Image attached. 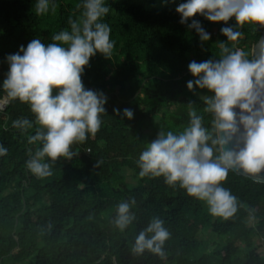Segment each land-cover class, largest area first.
<instances>
[{"label": "trees", "instance_id": "16d2710c", "mask_svg": "<svg viewBox=\"0 0 264 264\" xmlns=\"http://www.w3.org/2000/svg\"><path fill=\"white\" fill-rule=\"evenodd\" d=\"M157 1L104 0L109 13L103 22L111 28L113 54L109 58L97 52L81 76L86 90L107 98L102 125L95 137L89 134L85 142L73 145L79 154L71 160L61 157L53 163L46 158L52 163L51 177L37 178L26 166L42 147L28 143L38 127L30 107L13 101L0 111V146L7 149L0 156V264H264V184L230 171L222 186L247 208L240 207L225 221L211 216L204 202L179 185L170 186L163 177H140L137 163L161 131L188 126L190 102L210 128L211 116L203 112L206 105L199 95L208 89L187 87L197 79L189 64L218 61L221 42L232 49L222 28L240 31L243 37L236 47L247 53L264 26H240L235 17L213 22L200 14L181 24L177 8L187 0H165L163 8L145 5ZM37 2L0 0V98L6 95L8 56L23 55L21 46L26 49L34 39L46 47L54 43L53 35L70 27L69 18L80 15L83 9L76 5L84 0H53L56 11L40 16ZM193 21L210 34L208 41L188 26ZM124 109L133 112L132 119L124 116ZM19 118L32 121L33 128L12 127ZM132 198L137 219L121 232L112 220L117 205ZM152 217L163 219L171 233L165 259L132 252L136 236ZM248 218L254 219L251 227Z\"/></svg>", "mask_w": 264, "mask_h": 264}, {"label": "clouds", "instance_id": "9594fccd", "mask_svg": "<svg viewBox=\"0 0 264 264\" xmlns=\"http://www.w3.org/2000/svg\"><path fill=\"white\" fill-rule=\"evenodd\" d=\"M82 12L69 18V28L53 35L54 43L47 47L39 39L32 40L27 48L8 56L10 71L3 83L6 95L0 98V111L13 101L27 104L38 127L28 137L29 144H41L26 162L27 168L37 178L53 175L52 163L59 158L71 160L72 147L83 143L98 133L102 125L107 98L86 90L82 73L90 58L97 52L111 57L115 42L111 40V28L103 18L109 13L104 0H84L77 4ZM55 12L53 0H38L37 16ZM181 24L197 14L209 21L227 22L235 17L240 26L245 24L264 26V0H187L178 6ZM194 28L202 41H208L207 33L198 21L188 25ZM232 49L219 43L220 59L200 63L192 61L189 70L197 79L189 81L200 89H208L212 96H202L206 107L203 112L211 116L210 128L204 126V115L198 114L190 102L189 124L182 131H161L158 138L147 145L137 161L140 177H163L170 186L181 187L187 195L204 202L211 216L228 221L234 218L241 204L230 190L222 185L229 172L243 174L256 182H264V40L250 52L236 47L243 34L232 27L221 29ZM254 57V58H250ZM57 90L58 94L53 95ZM239 109V113L235 109ZM116 111L119 115V110ZM124 116L133 118L130 109ZM12 127L27 131L33 122L19 118ZM7 149L0 146V156ZM135 198L117 205L112 220L121 232L131 226L137 217ZM249 209V213L254 212ZM171 233L165 221L152 217L148 226L135 238L132 252L142 255L146 251L166 258L165 245Z\"/></svg>", "mask_w": 264, "mask_h": 264}, {"label": "rangeland", "instance_id": "374dc122", "mask_svg": "<svg viewBox=\"0 0 264 264\" xmlns=\"http://www.w3.org/2000/svg\"><path fill=\"white\" fill-rule=\"evenodd\" d=\"M148 8H163V7H165L166 6V2H165V0H159V1H157L156 2V4L155 5H151V4H145ZM199 95L202 97V96H211V92L209 91V90H202V91H200L199 92ZM160 124V122H159V119H157L156 121H155V123H154V125L155 126H158ZM147 134H151L152 132H153V128H151V129H148L147 131ZM129 177H130V174H129ZM129 180L131 181L132 179L131 178H129ZM216 218V217H215ZM254 219L253 218H248L247 220H246V224L249 226V227H251V226H253L254 225ZM256 244H258V241H256ZM8 264H15L14 262H9Z\"/></svg>", "mask_w": 264, "mask_h": 264}, {"label": "water", "instance_id": "95a60500", "mask_svg": "<svg viewBox=\"0 0 264 264\" xmlns=\"http://www.w3.org/2000/svg\"><path fill=\"white\" fill-rule=\"evenodd\" d=\"M262 40H264V30L262 31V35H261V38L259 39V41L253 46V48H255L256 47V45H258ZM254 58V57H253ZM235 111H237V113H239V109L237 108V109H235ZM235 173V172H234ZM236 175H238V176H240V177H244V178H248V179H251V180H253L252 178H249V177H247V176H244L242 173L241 174H237V173H235ZM261 176H264V172H262L261 174H260ZM254 181V180H253ZM254 182H256V181H254ZM257 183H262V184H264V182H257Z\"/></svg>", "mask_w": 264, "mask_h": 264}, {"label": "built area", "instance_id": "2783aa9c", "mask_svg": "<svg viewBox=\"0 0 264 264\" xmlns=\"http://www.w3.org/2000/svg\"><path fill=\"white\" fill-rule=\"evenodd\" d=\"M88 153H90V150H88Z\"/></svg>", "mask_w": 264, "mask_h": 264}]
</instances>
